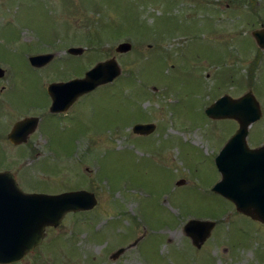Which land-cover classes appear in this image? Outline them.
Instances as JSON below:
<instances>
[{
	"label": "rangeland",
	"instance_id": "374dc122",
	"mask_svg": "<svg viewBox=\"0 0 264 264\" xmlns=\"http://www.w3.org/2000/svg\"><path fill=\"white\" fill-rule=\"evenodd\" d=\"M263 28L264 0H0V171L28 177L35 193L97 198L46 229L21 264H264V224L214 192L216 159L239 125L206 114L252 91L263 116L248 144H264V50L253 37ZM123 42L133 48L121 55ZM45 54L54 59L32 67ZM112 58L117 80L51 116L49 84ZM26 115L41 124L15 147L8 136ZM136 124L156 130L136 135ZM190 220L215 223L200 249L185 233Z\"/></svg>",
	"mask_w": 264,
	"mask_h": 264
},
{
	"label": "water",
	"instance_id": "95a60500",
	"mask_svg": "<svg viewBox=\"0 0 264 264\" xmlns=\"http://www.w3.org/2000/svg\"><path fill=\"white\" fill-rule=\"evenodd\" d=\"M257 45L264 49V28L253 33ZM132 44L123 42L118 45V54L132 51ZM84 48H70V55L79 56ZM53 54L37 55L30 58L34 68H42L54 59ZM5 71L0 68V78ZM122 74V69L116 58L99 62L87 71L83 78L67 82L52 83L47 92L51 97L50 112L66 113L84 95L97 88L113 83ZM212 120H235L239 128L230 138L216 159V166L222 180L214 187V192L231 201L238 212L264 224V144L250 148L248 144L249 130L253 124L261 120L263 111L261 104L252 91L240 98L234 99L225 95L212 104L206 111ZM40 119L30 117L17 122L9 134L13 144L27 142L30 135L36 132ZM156 130L154 124H137L133 133L149 136ZM2 177H14L11 172H0V186L10 184L12 191L18 190V196L11 199L10 207L13 220L9 226L0 227V264L20 262L36 247L40 246L49 227L58 228L66 215L93 210L97 206L94 193L81 190L57 195L25 194L20 190L15 180L6 182ZM178 186L185 185L181 180ZM10 192V189L8 191ZM4 191L0 189V198L4 199ZM0 199V200H1ZM2 206L0 205V208ZM2 211V215L5 211ZM18 223V224H17ZM215 223L210 221L190 220L185 226V233L192 244L200 249L210 238ZM125 249L112 255L117 259Z\"/></svg>",
	"mask_w": 264,
	"mask_h": 264
},
{
	"label": "flooded vegetation",
	"instance_id": "af4514ba",
	"mask_svg": "<svg viewBox=\"0 0 264 264\" xmlns=\"http://www.w3.org/2000/svg\"><path fill=\"white\" fill-rule=\"evenodd\" d=\"M3 1H6V0H3ZM1 68V67H0ZM1 69H3V68H1ZM4 71H5V73H4V76H5V74H6V70L5 69H3ZM3 76V77H4ZM2 77V78H3ZM2 78H0V79H2ZM6 81V80H5ZM2 81H0V92H2V91H4L5 90V87H4V89H3V86H2V83H1ZM85 96H83L82 98H80L65 114H51L50 113V107H51V105H49L47 108L49 109V113L51 114V116H57L58 118H60V119H62V118H64L65 116H67L68 114H69V112L80 102V100L81 99H83ZM61 116V117H60ZM29 117H37V116H32V115H26L23 119H21V120H24V119H26V118H29ZM39 118V117H38ZM40 119V118H39ZM20 120V121H21ZM16 124V123H15ZM14 124V125H15ZM41 124V121H39V125ZM14 127V126H13ZM33 135V134H32ZM32 135H30L29 136V138L27 139V142H25V143H22V144H13V143H11L10 142V140H9V136H8V141L13 145V146H17V147H19V148H27L28 146H29V143H30V141H31V139H32ZM3 171H9V170H1L0 172H3ZM6 182H8V181H10V180H12V179H14L15 180V182H16V184L19 186V188H20V190H22L25 194H33L34 192H33V188L32 187H30V188H27V187H29V186H23V182L24 181H26V182H28V181H30L29 179H28V177H24V176H19V175H14V177L13 178H11V177H2ZM12 187H11V185L10 184H2L1 186H0V189H2L3 191H4V193H3V196H5V198L4 199H1L0 200V205L2 206L1 208H3L2 210H4L5 211V214H1L2 213V211H0V227H6V226H9L10 224H11V222H12V220H13V216H12V214H11V209H10V207H11V205H12V198H13V196L14 197H16V196H18V190L17 191H12V189H11ZM9 189H10V192L11 193H9L8 191H9ZM0 208V209H1ZM18 224V223H17ZM48 229V228H47ZM51 229H53V228H51ZM40 247V246H39ZM39 247H37L36 249H38ZM36 249L34 250V251H32V252H30L29 254H27L25 257H24V259L23 260H21L20 262H17V263H13V264H21V263H23L24 261H26L27 259H29L31 256H33V254H34V252L36 251Z\"/></svg>",
	"mask_w": 264,
	"mask_h": 264
}]
</instances>
